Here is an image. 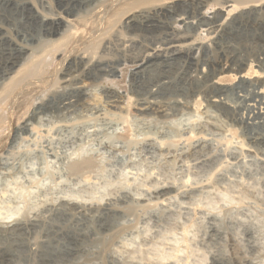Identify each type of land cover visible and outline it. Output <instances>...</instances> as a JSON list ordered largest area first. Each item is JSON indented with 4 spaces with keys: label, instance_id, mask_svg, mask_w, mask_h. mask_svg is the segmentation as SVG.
Returning <instances> with one entry per match:
<instances>
[{
    "label": "rangeland",
    "instance_id": "obj_1",
    "mask_svg": "<svg viewBox=\"0 0 264 264\" xmlns=\"http://www.w3.org/2000/svg\"><path fill=\"white\" fill-rule=\"evenodd\" d=\"M125 1L128 0H97L87 6V0H0V27L6 29L17 43L38 52L41 50L38 45L44 44L45 39H58L64 34V23L59 20L55 34L45 37L48 26L42 21L43 17L50 18L58 14L71 25L72 37L67 38L71 40L70 44L62 38L59 43H49L45 48L53 50L66 41L69 45L67 48H75L73 53L76 55L84 51L83 48L89 53L95 51L99 54L105 41L109 40L105 34L111 40L115 30L120 29L118 25L121 26L128 7L124 5ZM212 5L213 10L220 7ZM248 8L236 11L235 15L224 21V31L219 32L217 43L212 44L205 38V32L203 35L200 32L197 36L198 41L203 43L200 49L196 48L185 55L191 63L189 71L192 78L178 80L174 86L160 90V97L155 102L167 107L163 106L159 110L162 112L158 114L148 112L143 115L134 109L135 101L140 96L148 99L149 94L145 93L153 87L148 80L140 78L131 84L129 73L135 67L126 65L124 67L128 72L125 71L122 79L118 73L110 77V81L113 78L120 82V88L106 78L86 80L78 85L82 91L78 94L80 102L69 109H61L60 104L67 95L53 96L51 91L55 85L63 86L60 79L64 77V59L69 49L66 48L65 55L56 54L45 70L42 79L45 81L35 88L30 86L27 94L19 95L15 104L7 107L8 114L4 111L7 120L0 124V217L6 218L10 214L13 216L8 221L18 220L21 214L26 215L24 213L27 212V217L34 220L38 227L30 231L34 236L43 228L49 229V223L45 226L43 224L52 208L55 217L49 222L79 232L81 244L87 251L79 257L60 255L58 261L65 260V264H99L97 259H93L96 256L93 252H98L101 247L96 244V240L104 237L85 236L94 230L92 221L86 215L73 218L75 221L69 215L60 217L61 210H67L72 203L87 211L95 209L99 204L124 210L130 207L131 215L119 213L112 219L118 227L128 228L117 240L115 247H112L115 254L111 258L107 257L113 264L123 261L126 249L135 256L134 262L145 264V258L159 252H172L173 248L180 250L184 246L185 252L181 249L182 256L179 253L180 258L172 264H213L212 259L216 261L215 264H264V115L253 119L256 122L244 120L250 105L264 107V96L256 94L260 81H263L258 79L257 84L253 85L247 80L238 77L229 80L226 76L220 86L211 82L221 67L235 63L238 56L242 60L250 57L248 60L252 61L255 54L260 51L264 53V44L258 41L260 37L264 38V9L257 11ZM117 13H121L123 19ZM190 13L188 6L178 8V14L182 17ZM113 16L116 18L113 19ZM174 19L177 18H167V21L173 25L177 23ZM138 29L140 33L137 39L144 40L147 46L158 47L165 37L163 32L158 31L159 34L157 30ZM196 32L190 30L191 35ZM99 37L106 39L101 42ZM3 46H0V62L5 59L1 55ZM91 47L96 48L91 50ZM115 57L118 65L114 64L113 67L118 68L124 58L120 55ZM14 58H18L17 54L13 55ZM197 75L204 76V79L200 80ZM93 76L94 72L91 74ZM57 79L58 84L55 82ZM129 90L131 100L127 105ZM196 91H200V107L193 110L189 105ZM109 94L117 101L107 102L105 95ZM212 97L227 100L236 107L235 113L229 112L230 109L226 107L208 106L205 101ZM176 100L189 105L175 107L173 103ZM148 101L151 102V99ZM31 114H35L33 120L27 121ZM124 118L129 131L127 137L121 139L119 136ZM24 122L36 127V132L24 135L17 132ZM189 134L195 138L190 142L182 139L174 144L173 140L179 135L185 138ZM250 134L259 136L254 138ZM255 139H261L263 143H257ZM241 143L245 145L243 149ZM81 156H90L99 164L97 172L94 170L95 174L92 175L94 180L88 184L80 180V177L68 173L69 164ZM187 179L188 183L185 184ZM162 190H168L166 195L163 196L162 192L158 194ZM61 203L66 206H60ZM87 211L84 214H88ZM6 222H0L1 238H5L3 231ZM24 235L12 232L7 235L9 239L3 241L9 242L19 253L26 255L31 240L28 242L27 235ZM177 243L179 246H176ZM120 248H123V252ZM91 259L90 263L87 262ZM11 264L27 262L24 258H17Z\"/></svg>",
    "mask_w": 264,
    "mask_h": 264
},
{
    "label": "bare ground",
    "instance_id": "obj_2",
    "mask_svg": "<svg viewBox=\"0 0 264 264\" xmlns=\"http://www.w3.org/2000/svg\"><path fill=\"white\" fill-rule=\"evenodd\" d=\"M2 1H7V0H2ZM94 1H97V0H87V2H88L87 6L90 5V2H94ZM218 1H219V3H217V0H215V1L214 0H128L127 2L125 1L124 5H127L128 7L125 9L126 13H124L125 16H124V20H122L123 22L120 23L121 26L118 25V28H120V29L119 30L114 29L115 32L112 34L111 40L105 34V37L109 40L105 41V43L102 47V50H100L101 52L99 54H97L95 51H93L95 53H93V52L89 53L86 48L85 49L87 51L83 48L84 51H82L81 53L76 55L73 53L75 48H71V49L67 48L69 46L67 44L68 43L70 44V41H71V40L69 41V39H67V38L72 37V32H70L71 25L69 24V21H65V20L61 19L58 16V14L54 15V16L51 15L52 17H50V18H46L45 16L43 17L42 21L46 22V25L48 26V28L46 29V32H45V37H47V38L52 37L53 34H55L54 32L56 30V25L59 24V20H60V23H61V21H62V23H64V30L62 32L64 34L68 33L69 35L64 36V34H63L58 39H54V40H52L51 38L45 39L44 44L42 43L41 46L38 45V47L41 48V50L38 52H35L32 47L22 46L21 44L17 43L16 39L13 40L11 38V36H9L8 31H6V29H3L0 27V46L4 45L6 47L5 48L3 46L4 49H3V51L1 50L2 51L1 55L4 56L5 59L2 60V62H0V82L2 81L0 84V124L3 123L5 120H7V114H8L7 113L8 111L6 110L7 107L11 104L12 105L15 104V101L17 100L19 95L23 96L25 93L27 94L28 88L30 86L31 87L32 86L37 87L38 85L40 86L45 81V80H42L43 76L45 74V70H46V68L48 69L50 64L53 62L54 56L56 54L57 55L58 54L61 55V53L64 54L66 48L69 50L68 51L66 50L67 57L64 59V60H66V64L64 67V77L62 79H60L61 80L60 82H61V84H63V86H61L59 84L60 87H57L56 85L54 87V84H53L52 87H54L53 88L54 90L53 89H52V91L50 90L53 93V96H54V94L67 95V97L60 104L61 109H63V110L69 109V108L77 105L80 102L81 98L78 97V94H81L82 91L78 87L79 84H82L86 80L94 81V80H102L105 78H106L105 80L110 81L111 80L110 77L115 75V73L120 74V79H122L123 74L126 71V68L124 67L126 65V66H129L130 68H131V66L135 67V68H133V70L130 69L132 71H130V73H129V80H130L129 82H132L131 84H133V80L140 78L142 80L143 79L148 80L152 84V87H153V89L151 88L152 90L150 89L149 92H147V93L144 92L145 95L149 94L148 99H151V102L148 101V99L145 96H144L145 99L141 98L142 96H140L141 99L138 98L137 100L135 99L136 101L133 100V101H135L134 109L136 110V112L143 114V115L146 113L148 114V112L156 113V114L161 113L162 111H159V110L165 105H161V104L155 102V99L157 97H160V95H159L160 90L174 86V84L178 80L186 81V80L192 78V75L190 74V71H189V65L191 63L187 60L188 56H185V55L188 52L195 50L196 48L198 49L203 44V43L199 42L198 38H197V36H199L200 32H201V34L203 32H205V33H203V34H205V38L207 40H209V42H211L212 44H215V43H217L216 41L220 37L219 32L220 31L222 32V30H223L224 21L229 19L233 15H235L236 11L237 12L238 11H244V10L249 9L248 7H250L251 10L257 9V11H258V9L260 11H261V9H264V0H218ZM178 2H180V3H178ZM212 4H214L215 7H217V5L218 6L220 5L221 8L218 7L217 9L213 10V8L211 7V6H213ZM184 5L188 6V8L191 9L190 15L186 16V17L185 16L182 17L178 14V8L181 6H184ZM98 7L99 6H97V8ZM122 7H123V5H122ZM211 9L213 11H211ZM93 10H95V9H93ZM93 10H90V11L92 12ZM120 10H121V6H120ZM123 10L121 11V13H123ZM118 12H120V11H118ZM120 14L117 13L116 15L117 16L119 15L118 17H120ZM98 16L100 18V14ZM101 16H103V14ZM118 17H117V19H118ZM174 17L177 18V19H174L175 23L176 22L177 23L172 25L168 22L169 20L167 21V18H174ZM110 18L112 19V17H110ZM110 18H108V19H110ZM115 18L113 16V19H115ZM108 19H107V21H108ZM117 19H116V21H117ZM120 19H123V18L120 17ZM83 20H85V19L83 18ZM118 21H120V20H118ZM103 22H104V20H103ZM113 22H115V21L113 20ZM115 23L117 25V22H115ZM94 25H95V22H94ZM104 25H106V24H104ZM109 25H108V27H111ZM112 26H115V25H113V23H112ZM138 28H142L143 30H146V31L157 30V32L158 31L163 32L165 37L161 40L158 47L157 46H155V47L154 46L153 47L147 46L146 43L143 42L144 40H142V39H140L142 41L138 40L139 39V33H140V29H138ZM260 28H261V26H260ZM108 29L106 28V30H108ZM193 29L197 32L194 35H191L190 30H193ZM104 33H106V32H104ZM99 35H101L100 32H99ZM62 38H64L66 41L68 40V43H66V41H65V43L63 45H61L58 48L53 49V50H51L49 48H45L49 43H51V44L59 43ZM99 38L102 39L101 42H103L106 39V38H104V40H103V38H101V37H99ZM141 38H143V37H141ZM74 41H75V39H74ZM258 41L260 43L264 44V38L263 37H260ZM19 42H20V40H19ZM34 42L35 41H33V43ZM99 42H100V40H99ZM161 45L163 46V48H161ZM224 46H226V45H224ZM95 48L91 47V50H95ZM261 52L262 51H260V53L255 54L252 61L248 60V58L250 59V57H247V60H242V58H240V56H238V58L234 60V61L237 60L235 63L232 62V64H230L226 67H221L217 71V73L213 76V78H212L213 80L211 82L215 85L220 86V83L223 82L224 80H226V76H228L229 80H231L230 78H232L234 80L236 77H238V79L247 80L254 85L255 83L257 84V80L260 79L263 82L261 83V81H260L259 86H258L259 87L258 92L256 94L263 97L264 96V53H261ZM16 54H17L18 58L12 59L13 55H16ZM217 54H219V53H217ZM116 55H120L124 58V59H122V61L120 60L122 64H120L118 66V68H114L117 66L113 67L114 64L118 65V63H117L118 59L115 57ZM253 62H254V65H253ZM92 71L95 73V76H93V77H91V74L93 73ZM126 72H128V71H126ZM206 72H208V71H206ZM195 74H197V73L195 72ZM197 78H199L201 80V78L204 79V76L200 77L197 75ZM55 82H56V84H58V82H59L58 79ZM110 82L111 83L115 82L117 85V88H120V84H119L120 82L119 81H114V79L112 78V81H110ZM208 82H210L209 79H208ZM182 85H183V83H182ZM47 90L48 89H46V91ZM134 90H136V89H134ZM197 90H199V88ZM181 92H182V90H181ZM116 93H118V91ZM142 93H143V91H142ZM48 94L50 95V93H48ZM132 94H134L133 91H132ZM176 94L181 95V93H176ZM182 94H184V93H182ZM199 95H200V91H196L192 94V99H191L192 101H190V99L188 100V102L189 101L191 102L190 105L189 104L185 105L184 103H181V100L180 101L176 100L173 104L175 107H181V108L184 106L188 107V105H189V107L192 108L193 110H198L200 107ZM50 96H52V95H50ZM184 96H183V98H184ZM163 97H161V99ZM167 97H169V96H167ZM187 97H188V95H187ZM105 98H106V101L110 102V103H114L117 101V99L113 95L110 96V94L105 95ZM179 99H182V98H179ZM130 100H131V90H129V93L126 96V102H127L126 104L127 105L130 104ZM152 100H154V101L152 102ZM169 101H171V100H169ZM205 102L207 103L208 106H211V107L213 106V108L214 107H216V108L226 107V108H228V110L230 109L229 112H231V113H233V112L235 113V111H236V107L232 106L231 103H228L227 100L224 101L223 98L220 99L218 97H212L211 99H208ZM167 103H168V101H167ZM144 106H146V107H144ZM168 106L170 107V105H168ZM165 107H167V106H165ZM249 107L250 108H249L247 114L245 115L246 116L245 119L243 118L244 120L249 119L252 121L253 119L255 120V118H258V117L264 115V107H260V106H256V105H250ZM4 111H6V113H7V114L5 113L6 116L4 114ZM224 113H225V111H224ZM34 115L35 114H31L29 116V119H27V121L33 120ZM224 116H226V115L224 114ZM233 119H234V117H233ZM233 119H231V120H233ZM240 121L241 120L239 119V122ZM254 122H256V121H254ZM25 123L28 124L27 122L22 123V125L18 128L17 132H19L21 135L27 134L29 132H32V133L36 132V130H37L36 127H34L31 124L25 125ZM121 123H122V133L120 136L119 135L118 136H119V138L123 139V138L127 137V135H128V131H129L128 126L129 125L127 123L126 118H124ZM233 123H235V122H233ZM229 133L231 134V132H229ZM192 134H189V136H187L185 138H183L182 136L179 135L177 139L173 140V142H174V144H176L179 141H181L182 139H184V141H186V142H190L191 140H193L195 138V136ZM257 134H255V136L254 135H252V136H254V138H257L259 136ZM249 136H251V134ZM246 137H248V136H246ZM261 139L263 140V138H261ZM261 139H255V141L257 143H263V141ZM248 140H249V138H248ZM226 144H228V141L226 142ZM240 146H241V149H243L245 145L241 143ZM97 165H99V164L96 163L95 159H93L90 156L89 157L84 156V157L77 159V160L74 159V161H72L69 164L68 173H70L72 175H76L77 177H80L81 179L80 178H78V179L83 180V182L85 181L84 183L87 182V184H88V182L90 180H94L92 175L95 172L94 170H96V172H97V169H96ZM98 168H99V166H98ZM188 180L189 179L185 180L184 183L187 184ZM148 186H150V185H148ZM151 188H153V187H151ZM159 188H160V186L158 187V189ZM146 190L148 191L149 189H146ZM161 192L163 193V196H164V194L166 195L168 190H167V192L162 190V191L158 192V194ZM154 194H156V192ZM104 202H106V201H104ZM80 203H81V201H80ZM60 206L65 207L66 205L64 206V204H62ZM129 208L124 210V209H119L118 207H113V206L109 207L108 204H103V205L99 204L95 209L94 208L92 210L88 209V211H87V209L81 210L82 207H80L76 203L75 204L72 203L71 205H68L67 210H65V209L61 210L62 211L60 213L61 215L60 214L59 215H60V217L61 216L66 217L69 215L70 218H72V220H73V218H75V219L78 218V216L79 217L80 216L84 217L85 215L88 216L90 218V220L92 221V224L94 225V230H92L93 231L92 234H90L89 236L88 235H85V236L86 237L104 236V237H101L100 239L96 240V244L97 243L100 244L101 247H100V250L98 252H93L96 255L93 259H97L99 261V264H113L112 263L113 261L109 262L107 260V257L111 258L112 254H115V252L112 251V247L117 243V240H119V238L122 237V235L128 229L127 227H124V226L118 227V225H116V223L113 221L114 220L113 217L119 213H123L125 216L131 215V209L129 210ZM84 211L89 212L88 213L89 215L84 214L85 213ZM57 212H58V209H57ZM48 213H49L47 215L48 217L43 216L46 219V220L44 219V222H46V223L43 222L44 223L43 225L45 226V224L49 223V229L43 228V229H41L42 231L40 230V231H38V233H34V236L31 235L30 231L31 230L34 231V228L36 227L35 222H34V220H30L27 217V212L24 213L26 215L21 214L20 217L17 218L18 220L8 221V220L12 219V216H13V215L10 216V214L8 216H6V218L0 217V222H1V220L7 221L6 223H4L7 226H6V229L3 231V233H5V238H1V236H0V264H11L13 262V260H15L17 258H24L25 261L27 262V264H65L66 261L64 259H63L64 261H61V262L58 261V258L60 255H65V256H69V257L74 256V255H78V257H79V255H85V253H87V251H85L84 247L82 246L83 243L81 244V240H80L81 236H80L79 232H77L75 229H73L71 227L69 228L67 226H61V225L58 226V225L50 223L52 221L51 219L53 217H55V213L53 212L52 208H51V210H49ZM56 216H58V215H56ZM79 219H81V218H79ZM68 220H69V218H68ZM65 221H67V220H65ZM73 221H75V220H73ZM10 223H12V224L10 226H8ZM69 224H71V223H69ZM43 225L41 224L42 227H44ZM36 228H38V227H36ZM33 231H31V232H33ZM12 232H17L18 234L23 233V234L27 235V237H29V238L26 237L28 242H29V240H31V242H29L28 245L25 243V245H27V247H28V249L26 248L28 250L26 255H23L24 253L23 254L19 253L18 249L16 247H14L9 242H6L7 239H9V238H7V235L11 234ZM21 238H22V236H21ZM3 240H6L5 241L6 243ZM60 241H63L64 243H59ZM59 244L61 245V247L59 246ZM177 245H178V243L176 244V246ZM55 246H58L59 248H56ZM153 246H155V245H153ZM184 247H183V249H186ZM124 248L126 249L127 247L125 246ZM181 249L179 250L178 248H176L174 250V248H173L172 249L173 251L169 252V253L159 252V253L155 254V256H153V257L145 258V261H146L145 264H172L173 262H176V259H178V257H179L178 254L183 250V249L182 250ZM121 250L123 252V248ZM182 252H185V250H183ZM123 253L126 256L124 257L123 261L120 264H138V263H136L138 261L134 262V259H136V258H135V256L133 257V254L131 255L130 250L128 251V249H126V250H124ZM181 254H183V253H180V256H182ZM91 261H92V259L87 261V262L90 263ZM212 262H213V264H215L216 261L214 259H212Z\"/></svg>",
    "mask_w": 264,
    "mask_h": 264
}]
</instances>
